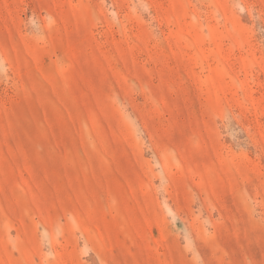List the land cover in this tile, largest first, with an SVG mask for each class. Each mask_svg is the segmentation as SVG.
Instances as JSON below:
<instances>
[{
  "label": "rangeland",
  "instance_id": "rangeland-1",
  "mask_svg": "<svg viewBox=\"0 0 264 264\" xmlns=\"http://www.w3.org/2000/svg\"><path fill=\"white\" fill-rule=\"evenodd\" d=\"M0 264H264V0H0Z\"/></svg>",
  "mask_w": 264,
  "mask_h": 264
}]
</instances>
